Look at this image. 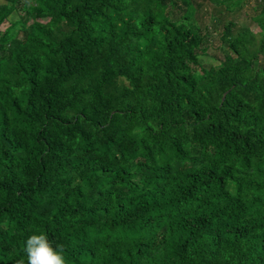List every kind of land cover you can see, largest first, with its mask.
Here are the masks:
<instances>
[{"label":"trees","instance_id":"1","mask_svg":"<svg viewBox=\"0 0 264 264\" xmlns=\"http://www.w3.org/2000/svg\"><path fill=\"white\" fill-rule=\"evenodd\" d=\"M254 5L257 36L222 25L206 66L195 0H3L0 264L39 233L67 264H264Z\"/></svg>","mask_w":264,"mask_h":264},{"label":"rangeland","instance_id":"2","mask_svg":"<svg viewBox=\"0 0 264 264\" xmlns=\"http://www.w3.org/2000/svg\"><path fill=\"white\" fill-rule=\"evenodd\" d=\"M200 4L196 9L195 20L198 26L208 29V47L204 54L199 55L201 64L209 66H217L223 61L224 56L228 54L226 49L220 44L218 34L222 29V25L228 22L235 24L236 31L248 30L253 35L257 36L259 30L252 22V18L256 15L253 7L255 0H243L240 8L232 13L225 12L222 16L219 15L220 9L206 0H195ZM0 5H3V0H0ZM172 13V12H171ZM172 18H177L179 12H174ZM7 24L2 25L1 29H5Z\"/></svg>","mask_w":264,"mask_h":264},{"label":"clouds","instance_id":"3","mask_svg":"<svg viewBox=\"0 0 264 264\" xmlns=\"http://www.w3.org/2000/svg\"><path fill=\"white\" fill-rule=\"evenodd\" d=\"M22 250L27 264H67L63 245L53 247L52 242L44 233L28 236ZM18 264H25V261L20 260Z\"/></svg>","mask_w":264,"mask_h":264}]
</instances>
